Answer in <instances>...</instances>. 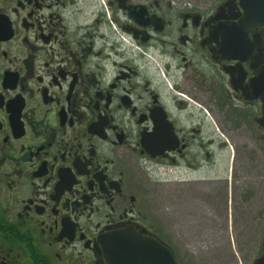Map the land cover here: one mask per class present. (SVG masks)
<instances>
[{
  "label": "flooded vegetation",
  "instance_id": "af4514ba",
  "mask_svg": "<svg viewBox=\"0 0 264 264\" xmlns=\"http://www.w3.org/2000/svg\"><path fill=\"white\" fill-rule=\"evenodd\" d=\"M133 236L264 264V26L241 0H0V264Z\"/></svg>",
  "mask_w": 264,
  "mask_h": 264
},
{
  "label": "water",
  "instance_id": "95a60500",
  "mask_svg": "<svg viewBox=\"0 0 264 264\" xmlns=\"http://www.w3.org/2000/svg\"><path fill=\"white\" fill-rule=\"evenodd\" d=\"M247 18L264 26V0H241ZM110 264H176L173 253L156 238L122 237L110 251Z\"/></svg>",
  "mask_w": 264,
  "mask_h": 264
},
{
  "label": "rangeland",
  "instance_id": "374dc122",
  "mask_svg": "<svg viewBox=\"0 0 264 264\" xmlns=\"http://www.w3.org/2000/svg\"><path fill=\"white\" fill-rule=\"evenodd\" d=\"M248 183L249 185H252V186H255L256 184L252 183V182H246ZM211 188V186L209 184H205V187L204 189L206 191H202L201 192V195H203V198H202V203H201V208H199V212H200V215L201 216H204V217H210L211 216V211H212V206H211V198H210V192L209 189ZM196 190V187L195 185L191 184V185H188L184 191L185 194H186V198H187V201L188 202H192L193 206L190 208L188 207L187 210H193V209H196L195 206H194V202H197V198L194 199V197L198 194H200L199 192H197ZM192 196V197H190ZM254 202V201H253ZM190 205V204H189ZM252 207H250L252 210L253 209H259L260 206H261V203H254V204H251ZM197 211V210H196ZM199 216V215H198ZM207 220H199V225L198 227H202V233L204 235V237H207V235H210V227H209V224H206ZM203 241L204 238H202Z\"/></svg>",
  "mask_w": 264,
  "mask_h": 264
}]
</instances>
